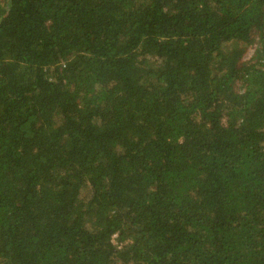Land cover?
<instances>
[{"label": "trees", "instance_id": "obj_1", "mask_svg": "<svg viewBox=\"0 0 264 264\" xmlns=\"http://www.w3.org/2000/svg\"><path fill=\"white\" fill-rule=\"evenodd\" d=\"M0 264H264V0H0Z\"/></svg>", "mask_w": 264, "mask_h": 264}, {"label": "rangeland", "instance_id": "obj_2", "mask_svg": "<svg viewBox=\"0 0 264 264\" xmlns=\"http://www.w3.org/2000/svg\"><path fill=\"white\" fill-rule=\"evenodd\" d=\"M251 51H248L246 56L250 55ZM117 242V240H115V243Z\"/></svg>", "mask_w": 264, "mask_h": 264}]
</instances>
